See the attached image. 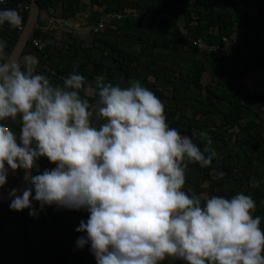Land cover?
I'll use <instances>...</instances> for the list:
<instances>
[{
	"label": "clouds",
	"instance_id": "obj_1",
	"mask_svg": "<svg viewBox=\"0 0 264 264\" xmlns=\"http://www.w3.org/2000/svg\"><path fill=\"white\" fill-rule=\"evenodd\" d=\"M5 22L20 27L23 18L0 9ZM5 47L0 40V188L10 170H26L28 181L21 194L9 192L12 210L27 208L34 217L53 205L87 211L76 246L90 245L96 264H264L252 195L185 189L188 163L206 167L218 155L206 131L201 148L171 127L164 103L140 80L122 87L98 77L92 103L81 95L83 74L54 84L36 72L38 58L9 62ZM17 118L19 131L4 122ZM41 157L56 166L41 171Z\"/></svg>",
	"mask_w": 264,
	"mask_h": 264
},
{
	"label": "trees",
	"instance_id": "obj_2",
	"mask_svg": "<svg viewBox=\"0 0 264 264\" xmlns=\"http://www.w3.org/2000/svg\"><path fill=\"white\" fill-rule=\"evenodd\" d=\"M8 1L9 4L7 6L0 5V9L15 8L16 2L19 0ZM38 1L40 6H43L45 2H54V0ZM79 1L68 0V9H72L73 12L80 10ZM149 1L152 4L146 7L138 3L133 4L132 0H118V2L115 0H92L97 5L105 4L106 9L137 6L147 9L152 14L159 13L160 16L158 18L150 16V19L147 18L149 21L128 18L122 22L114 23L128 31L126 36L140 43V50L138 53L130 52L124 48H118V43H116L112 47L114 54L111 57L118 65H106L101 59L98 62L94 61L91 69L87 63V58L90 56L81 55L80 68L84 69L86 81L99 73L114 76L118 67L124 72L128 82L132 78L140 80L161 100L167 97L164 92V89L168 87L166 82L172 83L171 97L174 103L165 105V115L169 125L178 129L182 135L190 136L201 148L206 140L200 136V132L206 131L218 153L213 158L211 165L206 167H201L198 162L188 163L185 189L191 188L200 195L207 189L206 196L219 195L228 198L242 191L252 195L256 204H259L264 188V180H262L264 175V90H251L245 85L242 77L249 72H257L260 67L264 66V52L259 55L255 51L259 42L258 35L254 39L248 37L251 33L264 30V0H182L181 8L176 7L173 0ZM121 3L122 5H120ZM28 14L29 12H26L24 16L25 21ZM179 18L183 22L184 32L176 27ZM146 26H155L158 30L151 35L150 32H146ZM233 34L243 38V42L231 49L215 53L199 54L197 47L190 41V38L205 37L209 43H220L224 37ZM35 36H41L39 27H36L32 37ZM18 37L16 27H12L8 22L0 25V40H4L6 44L5 58L13 49ZM244 44L246 45L244 46ZM72 45L68 47V55L76 56V46ZM244 47L249 50L245 51ZM158 48L168 50L171 60L167 56L165 60L161 61L159 59L161 55L156 52ZM47 50L48 47L43 50L28 47L22 54V58L28 52L43 54L47 53ZM185 51L192 53L193 58L186 64V78L179 82L177 79L179 77L175 76L174 72L178 71L177 68L181 70L180 73L183 72L182 69L185 68V65L180 67L179 57L180 52ZM22 58L19 61H22ZM221 59H229V64L233 66L230 72L234 74L235 81L231 89L226 87L225 80L221 76L217 80L213 78L210 82L203 81L204 75L211 71L209 70L212 68L211 62ZM61 61L62 59L58 60L59 64ZM172 63H175L176 67ZM52 71L46 64L36 67L37 73H43L49 76L54 84H59L61 71L57 67L54 69L55 73ZM166 73L168 74L167 78L164 77ZM151 76L154 77L153 81L149 79ZM112 84H117V81L115 80ZM189 84L197 89V93H187L183 86L187 87ZM121 86L127 87L128 85ZM4 122L16 131L20 130L19 118L15 121L8 119ZM195 128L198 129L199 134L195 135ZM37 163L41 171L56 166L46 157H41ZM195 171H198V174L197 178L193 179ZM8 178L7 181L10 183L6 182V184L14 187L20 178V171L14 181L11 180L10 175ZM257 181L263 185L256 186ZM206 182L209 184L207 188L203 186ZM9 205L10 201L0 203V219L10 213L21 216L22 219L29 220L30 224L39 226L42 232H53L51 235L45 234L44 241L47 240L45 241V245H47L49 241L55 239L54 241H57L58 245L61 244L60 250L56 245L54 254L63 253L65 257H68V253H70L68 258L71 261L72 258L77 257L81 264H96L94 255L89 251L90 245L87 250L89 252H85L86 246L80 249L72 244V237L80 233L76 230L80 221L86 219L85 215L89 214L87 211L57 209L53 205L46 206L45 210L40 211L38 216L34 217L29 214L27 208L23 211H16L12 210ZM34 206L39 209L38 202L34 201ZM73 213H76L77 216L75 217ZM257 215L262 217L260 226L264 229V204L256 206L253 216ZM64 232H68V238L65 241L62 240ZM80 234L79 236H81ZM67 250L68 253H66ZM78 250L85 253L79 254ZM90 256L91 261L89 260ZM167 259L162 264H167ZM181 264H188V262L182 260Z\"/></svg>",
	"mask_w": 264,
	"mask_h": 264
},
{
	"label": "crops",
	"instance_id": "obj_3",
	"mask_svg": "<svg viewBox=\"0 0 264 264\" xmlns=\"http://www.w3.org/2000/svg\"><path fill=\"white\" fill-rule=\"evenodd\" d=\"M133 1L137 2V0ZM115 2H118V0H115ZM140 3H145V5H142L148 7L150 6L148 4L151 2L149 0H140ZM104 5H97V3H93L92 0H80V10L73 12L72 9H68V0L61 2L54 0L52 3L45 2L43 6H40V14L38 17L39 22L37 27L41 29V37L48 42L47 53L41 54L28 52L24 57H36L39 60L38 65L42 66L43 64H46L52 70L57 67L61 71V80L59 84L62 85L64 78L68 77L73 72L84 75V69L80 68V62L82 61L81 55L90 56V59L87 58V63L91 69L94 61L98 62L101 61V59L104 63H106V65H118V63L115 62V60L111 57L114 54L112 52V47L116 43H118V48H124L130 52L138 53L140 50V43L126 36L128 31L120 28L121 26L119 25H109V27L105 29L100 35L94 33L93 27L96 23L95 19L97 17V12L98 10L106 8ZM120 5H122V3ZM125 8L131 9L130 6L123 7L122 9ZM144 18L147 17H142L139 19ZM177 21L176 27L180 30L183 29L181 32H184L185 30L182 26L183 22L181 20ZM152 29L153 26H146L145 28L146 32H150L151 35L153 34ZM256 35H258L257 37L259 42L255 51L259 55H262L264 52V30L258 33H251L248 37L249 39H254ZM71 44H73L72 46H76V50L74 49L76 51V56L68 55V47ZM245 45L246 44H244V46ZM244 49L245 51L249 50V48L246 47H244ZM156 52L161 55L159 57L161 61L165 60L169 53L168 50L161 48L156 49ZM60 59H62V61L59 64L58 60ZM189 62L190 60L187 61V63ZM210 66L212 67L209 69L211 70V73L209 72L210 74L207 73V75L210 76L211 80L213 78L217 80L219 76H221V78L225 80L226 87H228V82H232L231 85H234L233 82L235 81V77L234 74L230 72V70L233 69V66L229 64V59H221L217 62H211ZM90 71L91 70H89V73H91ZM214 73H216V76ZM176 76L179 77V72L176 74ZM98 77H103L105 82L112 83L116 80L117 84L124 86H129L130 82L134 80L132 78L128 82L125 78L124 72L118 67L114 76H109L106 73L93 75L90 80H85V88L81 90V95L88 98L92 103H95V101L98 99V94L95 90V81ZM250 78L253 79V82L256 81L259 91L264 90V66L260 67L257 72H249L242 77V80L247 87H249ZM149 79L153 81L154 77L151 76ZM18 171H20L21 177V169L9 171L12 181H14ZM262 180H264V175ZM12 188L14 187L5 184L2 188H0V194L8 192ZM73 215L75 217L77 216L76 213H73ZM88 215L89 214H87V216L85 215V221L87 220ZM52 233L53 232H42L39 226L30 224L29 220L24 218L22 219L21 216H17L14 213L6 215V217L0 219V264H81V261L77 257L72 258V261L70 258H68L70 257L68 250L66 251V253L69 255L68 257H65L63 253L54 254L53 251H55L54 249L56 248V245L57 248H59V246L62 248L61 244L58 245V242L54 241L55 239L49 241V243L45 245V241H47H44V237H46L45 234L51 235ZM79 234L80 233L76 234L77 236L74 235V237H72V244L74 246H76V240ZM62 235H64L62 240L65 241L66 238H68V232H64ZM80 235H84V233H81ZM40 244L41 246H38ZM88 248L89 246H86L84 251L89 252L90 250L87 251ZM58 250H60V248ZM84 251L79 252L78 250V253L84 254ZM52 253L53 259L51 258ZM89 260H92L91 256ZM181 263L182 260L179 259H167V264Z\"/></svg>",
	"mask_w": 264,
	"mask_h": 264
},
{
	"label": "built area",
	"instance_id": "obj_4",
	"mask_svg": "<svg viewBox=\"0 0 264 264\" xmlns=\"http://www.w3.org/2000/svg\"><path fill=\"white\" fill-rule=\"evenodd\" d=\"M47 3V2H46ZM9 4L8 0H0V5L1 6H7ZM30 0H19L16 2L15 9L18 10L20 15L23 18V25L20 27H16V31L18 34L22 32L24 29L26 21L24 20V16L26 12L30 11ZM157 13H151L145 8H140L137 6L131 7V9H101L98 10L97 12V17H96V23L93 27L94 33L100 35L102 32L109 27V25L117 23V22H122L128 18H134V19H139L142 17H149V16H156ZM160 16V14L158 13ZM33 36V35H32ZM29 40L28 45L26 48L30 47L32 49H38V50H43L48 47V42L43 39L41 36H35L32 37ZM190 41L195 45L198 49L199 54L202 53H215L217 51H223V50H228L236 45L240 44L242 42V38L237 35L233 34L228 37H224L222 39V42L220 43H209L206 41L205 37H199L196 39H191ZM25 48V49H26ZM55 73V71H52ZM261 205L264 204V188H263V193L262 196L260 197L259 201ZM259 204H256L259 205Z\"/></svg>",
	"mask_w": 264,
	"mask_h": 264
},
{
	"label": "water",
	"instance_id": "obj_5",
	"mask_svg": "<svg viewBox=\"0 0 264 264\" xmlns=\"http://www.w3.org/2000/svg\"><path fill=\"white\" fill-rule=\"evenodd\" d=\"M30 11L24 26V29L19 34L18 40L15 43L13 49L11 50L10 54L6 58L9 62L12 61H18L20 60L22 54L24 53V50L26 46L29 43V40L31 36L33 35L37 24H38V17L40 14V3L38 0H30ZM24 169H21V177L18 180L17 184L14 186V188H17L20 190L18 194H21L22 191L28 186V181L24 179L25 174ZM33 171V170H32ZM11 191V190H10ZM0 194V203L11 201V197L9 196V192Z\"/></svg>",
	"mask_w": 264,
	"mask_h": 264
},
{
	"label": "rangeland",
	"instance_id": "obj_6",
	"mask_svg": "<svg viewBox=\"0 0 264 264\" xmlns=\"http://www.w3.org/2000/svg\"><path fill=\"white\" fill-rule=\"evenodd\" d=\"M133 1V0H132ZM173 2H174V5L176 6V7H179V8H181V6H182V0H173ZM135 3H138V4H143V5H145V3H140V0H137V2H135V1H133V4H135ZM150 4H152V2L151 3H149L148 5H150ZM147 7V6H146ZM151 9H153V8H151ZM152 17V16H151ZM156 17L158 18L159 17V15H158V13H157V15H156ZM147 18H149V17H147ZM145 19L144 18V21H149V19ZM182 18V17H181ZM181 18H179L178 20L180 21L181 20ZM158 29H156V27H153V29H152V33H155L156 31H157ZM182 31H183V29H181ZM160 31V30H159ZM191 58H192V54L191 53H188L187 51H185V52H180V57H179V59H180V67H183L182 65H185L184 67L186 68L187 67V61L188 60H191ZM168 59L169 60H171V57L169 58V56H168ZM177 65L179 64L178 62L176 63ZM176 64L175 63H172V65H174V67H176ZM185 68H183L182 69V73H180L181 72V70L179 69V68H177V70L178 71H176V72H174V75L176 76V74L179 72V78H177V79H179V82H182V80L184 79V78H186V73H187V68L185 69ZM228 71H229V69H228ZM210 74V73H209ZM180 75H181V77H180ZM167 76H168V74L166 73V75L164 76L165 78H167ZM253 76V75H252ZM254 77V76H253ZM203 81L204 82H209V81H211V79H210V76L209 75H207V74H205L204 75V78H203ZM253 79H251L250 78V80H249V88L251 89V90H253V89H258L257 87H258V84H256V81L255 82H253ZM232 83V82H231ZM231 83L230 82H228V89H231L232 87H233V85H231ZM166 85L168 86V87H166L165 89H164V91H166L165 93H166V95H167V97L166 98H163V100H162V102L164 103V105H171V104H173L174 103V100H173V98L171 97V93H172V90H171V88H172V86H173V84L172 83H169V82H166ZM184 87V89L185 90H187V93H189V94H192V93H197V89L193 86V85H188L187 87L186 86H183ZM260 88V87H259ZM194 133H195V135L196 134H199V131H198V129L197 128H195L194 129ZM11 171V170H10ZM195 173V175L193 176V179L194 178H197V174H198V171H195L194 172ZM9 179V178H8ZM187 180V179H186ZM7 182H9L10 183V181H7ZM187 182V181H186ZM208 182H206V183H204L203 184V186H205L206 188L208 187ZM263 184H261V182H259L258 183V181L256 182V186H262ZM11 190V189H10ZM206 191H207V189L204 191V192H202L201 193V195L202 196H206L207 194H206ZM51 258L53 259V253H52V256H51Z\"/></svg>",
	"mask_w": 264,
	"mask_h": 264
}]
</instances>
